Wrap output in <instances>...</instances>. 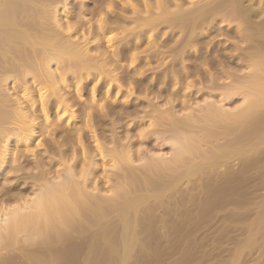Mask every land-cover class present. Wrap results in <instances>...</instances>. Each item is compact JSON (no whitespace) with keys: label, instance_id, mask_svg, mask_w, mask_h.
Wrapping results in <instances>:
<instances>
[{"label":"bare ground","instance_id":"obj_1","mask_svg":"<svg viewBox=\"0 0 264 264\" xmlns=\"http://www.w3.org/2000/svg\"><path fill=\"white\" fill-rule=\"evenodd\" d=\"M233 33L239 43L220 48ZM240 43L252 48L241 75L221 66ZM201 75L191 102L183 82ZM234 95L240 108L225 109ZM263 104V0H0V250H40L76 219H144L151 193L264 135ZM145 118L169 133L168 158L142 153ZM96 155L114 180L104 192Z\"/></svg>","mask_w":264,"mask_h":264},{"label":"rangeland","instance_id":"obj_2","mask_svg":"<svg viewBox=\"0 0 264 264\" xmlns=\"http://www.w3.org/2000/svg\"><path fill=\"white\" fill-rule=\"evenodd\" d=\"M215 40L218 41L220 48L234 42L239 43V37L235 33L229 39L218 36ZM251 51L252 48L249 44H242L241 50H231L235 59L230 58L227 61L225 59L221 66L224 70H238L236 71L239 72L237 74L241 75L245 72V66L240 67V64L247 61ZM238 58H242L243 61L238 60ZM217 68L218 75L223 76L220 73L222 71L220 66ZM205 78L202 79L201 75L199 78L197 76L191 77L183 82L184 87L181 92L189 91L185 98L191 97V102L198 97L202 98L200 94L203 90L196 93V89L203 87L206 90V87L203 86L206 83ZM223 78L227 79L225 76L218 78L221 85L228 83V79L224 80L227 82H223ZM176 87L177 85L171 89L174 90ZM203 93L205 94L206 91H203L202 95H204ZM154 95L156 92L151 93L152 99ZM179 97L183 98L182 95ZM153 100L158 101L156 96ZM229 100L223 102L225 109L236 111L237 107L241 106V95H234ZM158 102L162 104L164 101L159 100ZM262 106L259 111L264 113V104ZM178 113H181L180 110ZM146 119H144L146 122L144 121L145 123L141 127L142 130L153 128ZM141 129L137 132L142 131ZM159 131V127L152 129L151 134L153 135L148 136L141 146L144 148L142 153L148 154L147 157L149 155L151 157L161 155L168 158L171 154L169 144L165 142L169 137L167 136L168 132L161 133L163 138H157L158 134L156 133ZM135 138L132 137L131 150H134L133 146L136 145L137 139ZM255 138H252L249 143L233 145L234 147L230 148L233 153L229 150L230 154L225 156V160L222 161L223 156L218 153L219 155L215 160H210L213 164L207 161V164L206 162L201 164L203 168L201 165L199 166V173H193L187 177L182 176L176 180L177 182L165 189L170 194H165L162 191L161 195L155 197L151 193L153 199L149 200L156 202L158 206L153 202L151 207L156 206V209L151 208L153 211L144 219H80L82 221L76 219L74 230L69 231V238L65 236L55 239V241L52 240V246L43 244V251L42 246H40V250L33 247L27 249V252L22 250L21 245L23 243L19 240L14 247L0 250V264L5 263V261L10 264H50L52 260L57 264H258V261L259 264H264V251L261 249L264 246V135ZM162 139L165 141L162 142ZM89 141L94 148V140ZM99 141L109 145L108 141L105 143L104 138H100ZM217 148L218 146L216 150H218ZM96 159L99 164H102L98 167L100 177V187H98L101 188V192H104L103 188L114 180L111 179L108 183L106 176H101L102 169L108 168V164L102 163L98 155H96ZM220 162L224 163L221 164ZM136 163L139 161L134 162V164ZM205 164L208 166L204 167ZM214 164V167H210ZM203 174L210 177L208 178ZM186 183L187 185H185ZM170 190L173 192L171 193ZM168 197L171 201H168ZM151 201L149 202L151 203ZM208 201L211 203L209 204ZM1 204L7 203L3 200ZM149 216H152V219ZM85 223L86 227L84 226ZM253 225L257 227L254 228ZM252 228H254L253 231ZM113 234H115L114 237ZM111 237L112 239L115 238L117 242L114 243ZM247 238L248 240H246ZM50 247L55 251L49 250ZM35 250L37 255L40 253L38 255L40 260L37 258L38 256H35ZM92 253H94L93 256ZM10 259L13 263L10 262Z\"/></svg>","mask_w":264,"mask_h":264}]
</instances>
